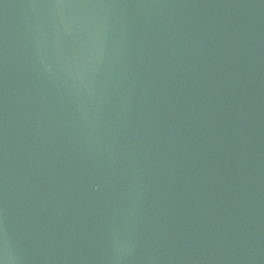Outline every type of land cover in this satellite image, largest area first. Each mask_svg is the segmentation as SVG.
I'll return each mask as SVG.
<instances>
[{
    "label": "water",
    "instance_id": "water-1",
    "mask_svg": "<svg viewBox=\"0 0 264 264\" xmlns=\"http://www.w3.org/2000/svg\"><path fill=\"white\" fill-rule=\"evenodd\" d=\"M0 264H264V0H0Z\"/></svg>",
    "mask_w": 264,
    "mask_h": 264
}]
</instances>
